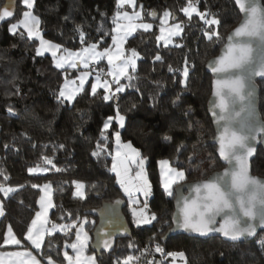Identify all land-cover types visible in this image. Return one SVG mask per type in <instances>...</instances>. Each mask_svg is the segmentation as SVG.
I'll use <instances>...</instances> for the list:
<instances>
[{
    "label": "trees",
    "instance_id": "trees-1",
    "mask_svg": "<svg viewBox=\"0 0 264 264\" xmlns=\"http://www.w3.org/2000/svg\"><path fill=\"white\" fill-rule=\"evenodd\" d=\"M136 1L146 21L152 23L149 17L153 13L161 17L169 11L174 21L181 23L183 32L174 46H164L157 37L159 18L152 31L138 30L132 34L125 49L128 55L133 49L139 54L136 68L129 72L131 80L126 77L120 80L125 91L116 93L109 101L102 99L104 90L92 96L89 88L72 102L61 103L57 99L64 76L73 77L75 71L56 68L48 54L37 55V41L27 39L26 33L21 36L9 32L8 24L21 11L20 0L16 17L0 27V170L9 177L5 180L0 176V185L15 189L2 196L0 247L8 225L24 246L31 247L24 237L39 211L41 186L49 183L53 197L49 225H79L86 218L91 240L98 220L87 212L117 198L126 200L124 214L132 237L118 240L111 254L97 257V264H117L129 255L137 257L147 244H159L165 253L183 252L186 260L181 259L182 264H264V244L259 247L264 231L250 242L237 244L220 238L201 240L187 236L172 237L166 244L161 242L172 227L174 197H169L161 184L159 161L166 159L185 172L186 179L180 184L205 180L224 168L216 147L211 145L215 131L207 105L212 77L205 66L219 54L227 35L240 22L241 14L233 0H199V10L214 14L220 21L221 39L217 43L215 38L209 41L205 36L210 29L196 14L189 19L181 11L186 0ZM4 2L0 0V8ZM33 9L44 39L62 45L63 49L78 50L96 44L103 50L112 45L117 0H35ZM157 56L161 59L157 60ZM185 60L187 86L183 76ZM259 86L264 120V81ZM117 106L126 117L125 128H119L118 121L113 120L104 133L108 136L106 152L112 156L106 152L95 156L97 142L103 143V124L109 116L115 117ZM114 130L120 131L121 140L131 141L146 158L151 191L140 199L144 207L147 202L149 214L155 213L157 217L151 225L136 223L117 176L111 171ZM44 157L52 164L46 163ZM30 168L47 170L44 174H32ZM253 174L264 177L261 148L253 162ZM74 181L85 185L84 197L75 196ZM75 228L46 236L38 255L43 260L51 257L57 264H66L63 252L73 241ZM87 253L96 255L90 247ZM172 263L171 257L160 253L151 259V264Z\"/></svg>",
    "mask_w": 264,
    "mask_h": 264
},
{
    "label": "snow or ice",
    "instance_id": "snow-or-ice-1",
    "mask_svg": "<svg viewBox=\"0 0 264 264\" xmlns=\"http://www.w3.org/2000/svg\"><path fill=\"white\" fill-rule=\"evenodd\" d=\"M21 3L27 10L22 13V19L10 25L9 31L11 34L24 36L26 32L27 39L38 40L37 55L50 52L55 60V67L58 69H65L66 65L69 68L76 69L78 67L77 61L74 59L76 57H81L80 62L83 64L84 69L89 68V61L99 63L100 60L106 57L108 64L111 65V70L107 73H104L102 69L96 70L94 73L95 83L91 85L90 94L95 96L98 89H104L102 99L109 101L113 99L116 93L125 91V86L120 84V78L126 77L128 80L132 79L131 75L128 74V69L129 67L135 68V60L125 58L122 48H118L115 54L109 48L97 51L96 44H91L79 52L63 49L62 45L44 39L39 28L40 20L31 11L35 0H21ZM124 3L132 4L135 7L134 0H120V4ZM235 3L239 6L240 11L245 14L244 19L228 35L222 48V54L214 58L208 65L216 76L213 94L218 102H214L212 115L216 117V122L221 127L218 137L219 155L228 163L229 167H226L220 173L214 174V176L207 180L190 186L188 196L181 194L176 197L184 228L201 235L219 232L231 240H237L246 235H255L257 221L261 227H264V180L250 174L249 163L250 157L255 152L252 141L264 134V125L257 126L251 107L254 102L255 92L252 78L257 75L264 77V6L261 5V0H235ZM198 5L199 0H186V7L182 8L181 11L189 19L192 14H196L207 28L210 29L204 33L208 40L213 41L215 38V41L219 43L221 39L218 31L220 25L219 19L208 11L201 12ZM14 14V11L10 10L9 7H4L2 12H0V22L6 18H12ZM121 15L127 19H132L128 16V13L117 11L114 23H116V17ZM170 15L169 11H165V18H168ZM134 18L141 19L139 14H136ZM138 27L148 30L151 28V25L142 23ZM20 28H23L24 31H18ZM118 28L119 24L117 23ZM175 28L177 29V34L182 31L180 24H176ZM163 31L164 29L161 28V32ZM81 41H83L82 32ZM113 44H117L115 37L113 38ZM58 51H62L61 56H57ZM138 56L139 54L135 49L131 50V57L135 58ZM156 59L160 60L161 57L157 56ZM116 61H120V63H116ZM169 70L171 71V68ZM90 75H93L91 71H82L81 75L77 78L79 84H77V80L75 79L71 81L66 79L65 84L58 92L57 99L61 103L74 101L76 96L83 91V85ZM103 76L111 77V80L102 78ZM183 76L185 78V86H187V60H185ZM113 83L116 85L114 89L112 88ZM70 85L74 87H70ZM238 103L245 105V107L241 108V111L246 113V116L239 120L237 118L241 116V111H236L235 109V105ZM216 109H219V112ZM113 120L118 121L119 128H125L126 117L121 114L119 106L116 108L115 117L109 116L103 124L101 131L103 143L97 142V150L93 152V155L99 156L101 152H106L108 136L104 133L110 128ZM113 134L116 152L113 157L111 171L116 173L118 183L123 188L125 194L129 196L131 202L138 203V200L133 197V189L129 188L125 176L129 172V165L135 164L138 169L135 173L138 183L134 190L137 193H143L147 197L151 191V184L144 169L146 158L142 157L140 151L133 147L131 141L123 142L121 140L120 131L114 130ZM165 139L171 140V137H165ZM61 147L63 146L61 145ZM121 149H126V151L122 153ZM106 154L112 156L111 152H106ZM43 159L46 163L52 164V161L47 157ZM160 165L164 191L169 197H172L173 185L186 179L185 172L172 168L168 160H161ZM46 170L41 169V171ZM34 171H36L35 168L29 169L30 173ZM0 176H3L5 180L9 179L3 170H0ZM73 183H75L77 189L76 196L84 197V192L81 189L85 185L79 181H74ZM33 187L39 186L33 185ZM45 187L50 188V185ZM14 190L11 187L0 185V192H3L5 196ZM43 201L44 197H41V208L43 210L35 213V219L31 221V225L27 228L24 237L36 249L42 247L46 233L50 234L58 227L61 230L77 227L76 224H72L71 226L53 224L51 229L46 227L48 224L47 209ZM48 204L49 206L52 204L50 199ZM146 207L147 202L145 201ZM0 215H3L2 203H0ZM68 215L70 216L71 213ZM133 215H137L135 209H133ZM218 218H220L219 224ZM156 219L155 213L146 215L144 211H141L138 222L149 223ZM83 222L88 223L86 218H84ZM33 230H35V234ZM82 235L83 239L81 238ZM88 239L87 233L81 229V231L76 233V243L65 246L66 248H72L77 253L75 258L70 256L67 251L63 253L68 264H89V262L94 264L95 257H89L86 261L81 260V254L84 252ZM4 243L22 244V240L16 238L13 234L11 226L8 227V235ZM103 246L109 248V241L105 240ZM144 251L147 252V249ZM155 251L167 257H182L186 260L183 252L165 253L159 244L155 245ZM13 255L18 257L28 256L30 257V264H40V261L35 256H32V253L29 251L13 253ZM138 259V257L129 255L123 258V260H118L117 264H130V262L138 261ZM21 264H24V262L22 261ZM48 264H55L51 257H48Z\"/></svg>",
    "mask_w": 264,
    "mask_h": 264
},
{
    "label": "water",
    "instance_id": "water-1",
    "mask_svg": "<svg viewBox=\"0 0 264 264\" xmlns=\"http://www.w3.org/2000/svg\"><path fill=\"white\" fill-rule=\"evenodd\" d=\"M233 1L235 3V0H233ZM235 5L241 14V20L238 23V25L236 26V27H238L241 24V22L243 21L245 14H243L240 11L239 6L236 3H235ZM261 5L264 6V0H261ZM4 7H9L10 10H13L15 14L12 18H6L4 21L0 22V27L11 22L16 17V14L18 11V0H5L3 6L0 8V12H2ZM153 14H155V13H153ZM153 14L150 15L149 19L152 23H156L159 21L160 17H159V14H155V15H153ZM234 29L231 30L229 32V34H231L234 31ZM228 35H227V37H228ZM227 37H226V39H227ZM222 48H221L219 54L217 56L211 58L205 66V70H206L207 74H209L212 77V92H211V96L208 100V105H207L208 115L212 120L213 128L215 131V138L211 142V145L216 147V155L219 158V160L221 161L222 165L224 166L223 169H221L220 171H216V172L212 173L208 178L214 176V174L222 172L226 167H229L228 163L219 155L218 137H219L221 127H220V125L217 124L216 117H214L212 115L214 102H218L217 98L213 94L214 93V81L216 79V76L211 71V69L208 67L209 63L211 61H213L214 58H217L222 54ZM256 55H258V53H256ZM260 81H264V77L257 75V76H254L252 78V82L255 86V92H254V102H253L251 107H252V111H253V118L255 119L257 126L264 125V120H263L261 113H260V91H261L260 86H259ZM242 107H245V105L240 104V103L235 105L236 111H241ZM216 111L219 112V109H216ZM245 116H246V113L244 111H241V116L238 117L237 119L238 120L243 119ZM252 145L255 148V152L249 159L250 174L252 176H255V177H258V178L264 180V177L253 174V162L257 159L260 148L264 151V134H262L261 136H258L256 140L252 141ZM207 179H205V180H207ZM201 181H204V180H201ZM198 182H200V181L182 183L175 188V192H174L175 195H174V199H173L174 211H173L172 221H171L172 227L168 230L166 235L162 238L161 242L163 244H166L170 238L176 237V236H187L189 238H196V239H201V240H208L210 238H220L224 242H228L231 244H237V243H243V242H250V241L254 240L260 232L264 231V227H261L259 222L257 221L256 222L255 235H251V236L246 235V236L240 237L237 240H231L229 238H226L225 236H223L219 232H211V233H208L206 235H201V234L196 233L190 229L184 228L183 223H182V216H180V214H179V208L177 205L176 197L181 195V194L183 196H188L190 186H192ZM126 205H127V202L125 199L117 198L113 202L103 203L102 206L98 209H93V210H90L87 212L88 215H91V216L97 218V220H98L97 224H96V226L92 232V240L90 243L91 251H93L97 255L98 258H101L103 254H106V255L111 254L115 250L118 240L130 239L132 237V229L130 228V225H129V223L126 219V216L124 214V209H125ZM219 222H220V218H218V224H219ZM105 240L109 241V245H110L109 248H105L103 246Z\"/></svg>",
    "mask_w": 264,
    "mask_h": 264
},
{
    "label": "rangeland",
    "instance_id": "rangeland-1",
    "mask_svg": "<svg viewBox=\"0 0 264 264\" xmlns=\"http://www.w3.org/2000/svg\"><path fill=\"white\" fill-rule=\"evenodd\" d=\"M20 9H21V11H20V13H19L18 18H17L15 21H13V22H11V23L8 24V30L10 29V25H11L12 23H17L20 19H22V13H23L24 11L27 10V9L22 5L21 0H20ZM31 11H32L33 15H35L36 17H38V16L35 14L33 8L31 9ZM164 13H165V12L162 13V15H161V17H160V21H159L158 24L156 25V26H157V37H158L159 42L162 43L164 46H167V47H169V46H174L175 43H176V39L179 38V37L182 35L183 28H182V25H181L180 22L174 21V19H173V17H172V14H171L168 18H165V17H164ZM184 14H185V13H184ZM142 15H143V14H142ZM193 15H195V14H192L191 17H192ZM187 17H188V16H187ZM142 18H143V20H144L145 22H148V21L145 20L144 16H143ZM176 24H180V25H181V28H182V31H180L179 34H177V29L175 28V25H176ZM154 26H155V25L152 23L151 28H150L149 30H144V31H152V29L154 28ZM39 28H40V25H39ZM161 28L164 29L163 32H161ZM20 30H21V31H24L23 28H20L18 31H20ZM40 31H41V30H40ZM9 32H10V31H9ZM10 33H11V32H10ZM25 33H26V32H25ZM26 35H27V34H26ZM161 37H162V39H161ZM115 39H116V41H117V44H113V42H112V45H111V47H109V49L113 52V54H115V53L117 52L118 48H122V49L124 50V57H125V58H131V59H134V60H135V68H136L137 60H138L139 57H135V58H133V57H131V54H129V55L127 54L126 49H125V45H126V43H127V42H126V39H127V38L124 37V36H116ZM32 40H35V39H32ZM35 41H37V48H38V47H39V42H38V40H35ZM88 47H89V46H88ZM84 48H87V47H84ZM84 48H81V49H84ZM81 49H78V50H72V51H77V52H79ZM96 50H97V51H103V50H101L98 46H97V49H96ZM46 54H48V55H50V56L52 57V55H51L50 52H45L43 55H46ZM61 55H62V51H58V52H57V56H61ZM85 55H86V54H85ZM52 59H53L54 64H55V60H54L53 57H52ZM74 59H76L77 64H78V67H77L76 69H73V68H69V67H67V65H66L65 69H68V70H70V71H75V75H74L73 77H68V76L65 75V76H64V80H63L62 85H61V88H62V86L65 84V80H66V79L69 80V81L75 79V80H77V84H79V80H78L77 78L81 75L82 71H91V72L93 73V75H90V76L88 77V79L86 80V82L84 83V85H83V90H84L85 88H89V89L91 90V85H92L93 83H95L94 73L96 72V70H92V69L90 68V65H91V64H97V65L100 67V68H97V70H98V69H102L104 73H107L108 71L111 70V65L108 64V62H107V58H106V57H105L104 59L100 60L99 63H97V62H95V61H89V68H88V69H84V68H83V64L80 62V61H81V57H76V58H74ZM103 63H105V65H103V66H104V69L101 67ZM116 63H120V61H116ZM135 68H131V67H129V69H128V74H129V72H130L132 69H135ZM102 78H106V79H108V80H111V77H107V76H103ZM123 78H124V77H121L120 80L123 79ZM114 85H115V83L112 84V88L114 87ZM70 87H74V86H71V85H70ZM113 89H114V88H113ZM98 90H101V89H98ZM102 90H104V89H102ZM260 90H261V89H260ZM81 92H82V91H81ZM81 92H80V93H81ZM80 93H79V94H80ZM124 151H126V149H121V152H122V153H123ZM115 152H116V145H115V147H114L113 157L115 156ZM165 160H166V159H165ZM160 161H161V160H160ZM160 161H159V163H158V169H159V174H160V179H161V184H162L161 165H160ZM170 165H171V163H170ZM171 167L174 168L172 165H171ZM35 169H36V171L32 172V174H44V173L46 172V171H41L42 168H35ZM144 169H145V172H146V175H147V178H148L147 167H146V161H145V164H144ZM121 170H122V169H121ZM137 171H138V169L136 168L135 164L129 165V172H128L127 175L125 176V179H126V182H127L128 186H129V188H130V189H133V197L136 198V199L138 200V203H132L131 200H130V198H129V196L125 194V192H124V190H123L122 187H121V189L123 190V193L125 194V197L127 198V201H128L129 207H131V208H130L131 213L133 214V209H135L136 212H137V215L134 216V217H135V221H136V223H137L138 225H151V224L153 223V220H152L151 222H149V223L138 222V221H139V213H140L141 211H144L146 215H150V214H149L148 210H147L144 206H142V202H141V199H140V197H145V196L143 195V193H137V192H135V190H134V189H135V186H136L137 183H138V180H137V178H136V176H135V173H136ZM115 174H116V173H115ZM116 176H117V175H116ZM117 179H118V177H117ZM148 179H149V178H148ZM181 182H182V181H180V182L178 183V185H180ZM48 185H50V184H49V183H46V184H44L43 186H41V196H40V199H39V211H42V210H43V209L41 208V197H44V201H43V203H44V205H45V208L47 209V220H48V224L46 225V227H48L49 229H51V226H52V225H49V218H50V213H51V210H52V207H53V197H52V188H51V185H50V188H46V187H45V186H48ZM176 185H177V184H176ZM178 185H177V186H178ZM162 186H163V184H162ZM174 187H175V185H173V196H172V197H174V195H175V194H174V192H175V191H174V190H175ZM76 191H77V189H76V185H75V192H74V193H76ZM81 191L84 192V188L81 189ZM12 192H13V191H12ZM12 192H9V193L7 194V196H8L10 193H12ZM149 195H150V194H149ZM149 195H148V196H149ZM2 196L6 197V196L4 195L3 192H1V194H0V203H2V207H3V199H2ZM75 196H76V194H75ZM77 197H79V196H77ZM49 199H50L51 202H52L51 206H49V204H48ZM39 211H38V212H39ZM2 217H3V215H0V221H1ZM85 224H86V223H84V222L82 221L81 224L77 225V227L75 228V231H74V233H75L74 239H73L72 242L68 243L67 245H70V244H72V243H76V233H77L78 231H81V229H82V231H83V232H86V233H87V236L89 237V239H88L87 242H86L85 249H86L87 247H89L90 240H91V235H90V233L87 231ZM38 226H39V225H38ZM58 226H63V225H58ZM8 227H9V225L6 227V230H5L4 241H5V239H6L7 235H8ZM67 230H68V229L61 230V228L58 227L55 231H52L50 234H49V233H46L45 236H44V240H43V243H42V247H41L40 249H36V248L34 247V245L31 244L30 241H27V242L30 244L31 247H26V246L23 245V243H22L21 245H15V244H5V243L3 242L2 247H0V264H21L22 261L24 262V264H30V257H28V256H19V257H18V256L13 255V253H17V252H25V251H29V252H31V253H32V256H35L36 259L40 261V264H48V259H47V258H45V259L43 260V259L40 257V255H38V252H40V251L42 250V248H43V245H44V242H45V238H46V236H48V235H53V234L58 233V232H60V233H64V232H66ZM33 231H34V234H35V230H33ZM12 232H13V229H12ZM13 234L15 235L14 232H13ZM15 237L18 238L16 235H15ZM81 238L83 239V235L81 236ZM18 239H19V238H18ZM262 242H264V238L261 239V240L259 241V247H262V246H263L264 243H262ZM149 246H151V248H154V252H153V255H152V256L155 257V254H157L156 251H155V245L147 244V245H145V246L141 249L140 253L138 254V256H137V257L139 258L138 261H133V262H131V263H132V264H141L140 256H141L142 250L148 248ZM67 248L70 249L71 252L67 251ZM67 248H66L65 251H67L68 254H69L70 256H73V257L75 258L76 254H77L76 251L73 250V249L70 248V247H67ZM85 249H84V252L81 254V260H82V261H83V260L85 259V257H86V256H85V255H86ZM65 251H64V252H65ZM64 252H63V253H64ZM92 255H93V254H92ZM171 258L173 259V263H172V264H182V263H181V259H183L182 257H175V258L171 257ZM52 260H53V259H52ZM55 264H57V263L55 262ZM66 264H68V262H66Z\"/></svg>",
    "mask_w": 264,
    "mask_h": 264
},
{
    "label": "crops",
    "instance_id": "crops-1",
    "mask_svg": "<svg viewBox=\"0 0 264 264\" xmlns=\"http://www.w3.org/2000/svg\"><path fill=\"white\" fill-rule=\"evenodd\" d=\"M135 3V7L132 4L129 3H124V4H120V0H117V6H118V11L121 13H128V16L132 19H127L125 18L123 15L116 17V23H115V27H114V37L116 36H124L126 37V41L132 36V34H134L136 31L138 30H142L144 31L143 28L138 27V25L142 24V23H146V24H150L152 25V23L150 22H145L143 20V15H142V8L141 6H139L137 4V1L134 0ZM136 14H139L141 19H135L134 17L136 16ZM117 23L119 24V28L117 29ZM149 30V29H148ZM91 243V240H90ZM90 247V244H89ZM87 247L85 249L86 252V257L83 261H86L87 258L89 257H95V262L94 264H97V256L96 255H92V254H88L87 253V249L89 248ZM67 251L71 252V250L67 249ZM89 264H91V262H89Z\"/></svg>",
    "mask_w": 264,
    "mask_h": 264
},
{
    "label": "built area",
    "instance_id": "built-area-1",
    "mask_svg": "<svg viewBox=\"0 0 264 264\" xmlns=\"http://www.w3.org/2000/svg\"><path fill=\"white\" fill-rule=\"evenodd\" d=\"M90 68L92 70H96L97 69V64H91ZM147 249V252H145L144 250H142L140 259H141V264H151V259H152V255L154 252V248H151V246H149Z\"/></svg>",
    "mask_w": 264,
    "mask_h": 264
},
{
    "label": "bare ground",
    "instance_id": "bare-ground-1",
    "mask_svg": "<svg viewBox=\"0 0 264 264\" xmlns=\"http://www.w3.org/2000/svg\"><path fill=\"white\" fill-rule=\"evenodd\" d=\"M228 243V242H227Z\"/></svg>",
    "mask_w": 264,
    "mask_h": 264
}]
</instances>
